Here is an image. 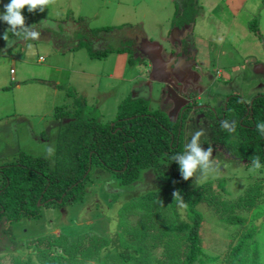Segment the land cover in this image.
Segmentation results:
<instances>
[{
    "label": "rangeland",
    "instance_id": "obj_1",
    "mask_svg": "<svg viewBox=\"0 0 264 264\" xmlns=\"http://www.w3.org/2000/svg\"><path fill=\"white\" fill-rule=\"evenodd\" d=\"M184 1L48 0L43 11L37 9L29 12L25 6L22 14L26 29H18L17 33H13L6 22H0V80L13 76L10 69L15 72V77L23 79L20 87H16L17 81L0 83V185L3 181L2 173L9 171L12 164L26 166L31 161L33 165L55 156L57 145L62 143L63 129L70 122L67 118H57V111H73L79 104H83L84 109L98 116L97 121L113 125L117 112L125 108L124 103L135 105L137 98L134 94L138 91L142 95L139 89L145 84L142 78L132 76L141 74L144 68L141 63H136L134 57V64L126 63L120 73L122 79L116 78L118 60L124 54L128 62L130 51L134 52L133 55L137 53V49L133 48L134 38L146 36L149 40L162 42L159 33L173 35L177 32L174 27L184 19L182 10L193 15V21L197 20L192 35L194 44H198L202 53L204 67L211 64L231 72L224 76L225 79L231 78L230 81L222 77L212 82L202 80L204 87L209 86L207 92L210 88L211 93L224 95L225 98L239 93L249 100L257 92L264 93V70L256 75L255 66H252L256 61L264 63V1ZM3 3H7V0H3ZM3 3H0V10H3ZM235 5L243 7L237 11ZM42 29L48 30L42 34ZM29 31L38 32V37L31 38ZM58 46L63 52L57 51ZM136 46H140L139 40ZM220 51L226 54H220ZM89 52L99 55L106 52V56L97 57ZM11 56L16 57L14 62ZM23 59H29L30 62L22 63ZM52 61L66 68V71L58 73L46 67ZM24 65L32 71H23ZM65 74L68 78L62 80L59 89H54V79ZM131 79L133 81H129ZM257 82L259 85H254ZM158 85V82L152 80L153 90ZM153 90L147 93V97L142 95L140 103L149 104L150 111H156V120L165 123L161 120L164 114L161 110L162 102H158ZM204 99L206 101L208 96L204 95ZM216 107L220 108L218 102ZM194 115L185 122L188 125L183 130L184 141L187 145L200 132L198 146L208 150L203 144L210 136L212 122ZM164 116L171 120L169 113ZM225 154L211 152L209 160L213 170L205 174L198 167L193 175L196 186L206 180L213 181L215 185L216 180L223 176L228 179L225 192L218 189L203 192L205 201L215 203L220 208L215 210L203 203L199 210L204 241H209V244L215 242L217 245L215 251L208 252L218 257L217 264L222 263L226 257L227 244H235L237 235L243 231L240 227L239 232H234L230 223L218 218L222 212L221 200L233 202L240 194L243 196L250 192V187L255 183L259 184L260 192L264 193V169L252 171L253 167L247 168L243 162L234 161ZM140 176L134 184L124 186L112 171L102 166L93 167L85 181L80 201L66 204L65 207L54 204L46 207L37 203L42 212L39 218L22 216L20 220L11 223L6 232L4 229L8 223L2 219L0 264H31L38 257L46 260V252L56 247L62 253L63 264H74L75 260H69L68 252L61 248L57 240L62 239L64 243L79 234H94L85 238L83 245H86L90 240L97 239L96 232L108 238V234H113L117 228L133 227L134 217L140 218V212L146 208L148 200L145 196L157 188L150 182L153 181L150 171ZM259 201L264 202L263 195ZM140 202L143 203L139 207ZM252 208L246 203L243 206L237 204L234 212L248 218ZM179 214L181 219H186L182 206H179ZM263 221L264 214L255 223L259 226ZM230 233L236 234V237L227 238ZM76 256L81 257L79 253ZM92 263L94 261L91 258L85 260V264Z\"/></svg>",
    "mask_w": 264,
    "mask_h": 264
},
{
    "label": "trees",
    "instance_id": "obj_2",
    "mask_svg": "<svg viewBox=\"0 0 264 264\" xmlns=\"http://www.w3.org/2000/svg\"><path fill=\"white\" fill-rule=\"evenodd\" d=\"M182 12L189 19L192 17ZM89 53L97 57L106 55V52L100 55ZM128 61L132 63L131 58ZM124 105L125 108L117 112L113 125L97 121L98 116L92 115L82 104L69 113L56 112L57 118H69L70 122L63 129L62 143L57 145L55 156L33 165L31 161L26 166L14 163L9 171L2 173L0 221L5 219L8 223L4 231H8L10 224L22 216L39 218L42 212L38 202L46 207L53 204L65 207L80 201L93 167L102 166L112 171L124 186L134 184L141 178V173L150 171L153 178L150 182L157 188L145 196L148 200L146 208L140 212V218L134 217V226L117 228L113 234H108V238L96 232L97 239L86 245H83L85 238L94 234H79L64 243L61 238H66L60 237L61 240L57 241L68 252L69 260H75L74 264H85L87 258L94 261L92 264H217L218 257L208 253L215 251L217 245L204 241L199 210L203 203L215 210L220 208L205 201L203 192L207 189L224 191L228 179L223 176L216 180L215 185L213 181L206 180L197 186L193 176L184 180L178 162L171 161L172 155L184 152L180 143L175 144L178 128L173 131L174 141L170 142L171 133L165 130L163 133L160 126H153L152 118L139 116L147 112L141 107L145 104L136 101L135 105ZM124 117L125 121H120ZM233 121L236 122L234 132L222 127L223 122L231 126ZM258 123H264V94L257 92L250 100L233 95L219 118L210 124L206 144L209 141L213 147H220L223 150L221 155L224 152L228 158L243 162L247 168L253 167L252 161L256 157L264 165V135L258 131ZM178 138L181 140L182 134ZM144 177L148 179L145 173ZM250 188V192L246 191L243 196L240 194L233 202L221 200L222 212L218 218L230 223L234 232H239L240 227L243 231L237 235L235 244H227L226 257L220 264H264V221L259 226L255 223L264 214V202H258L264 193L260 192L258 183ZM58 200L61 201L58 203ZM243 203L253 207L248 218L234 212L236 205L243 206ZM179 206L184 208L186 219H181ZM153 217L156 218L150 221ZM226 237L232 239L236 234L230 233ZM76 253L81 257L78 258ZM45 256L46 260L38 257L31 264L64 262L57 247L47 251Z\"/></svg>",
    "mask_w": 264,
    "mask_h": 264
},
{
    "label": "flooded vegetation",
    "instance_id": "obj_3",
    "mask_svg": "<svg viewBox=\"0 0 264 264\" xmlns=\"http://www.w3.org/2000/svg\"><path fill=\"white\" fill-rule=\"evenodd\" d=\"M192 17L189 19L187 16H184V19L180 22L181 24L176 23L175 28H180V31L174 32L173 35H170V33L167 35L159 33L162 35V42H159L162 46L161 53L166 60L167 69L163 74L165 82H158L159 85L154 88V90L152 88V83L150 84L146 81L147 78H149L150 73L152 72L153 63L151 61H147L145 59L146 55L143 54L139 47L136 46L138 40L142 38H134L135 45L133 48L134 50L137 49V53L133 55L134 52L130 51L131 59L135 57L137 61L136 63H141L144 70H146V73H144V79H142L145 85L142 87V89L139 90L141 91L142 95H145L146 97L147 93L152 92L153 90V93L156 94V98L158 97V102H162L163 107L161 108V110L164 114L163 116H161V120L165 121V123H161L156 120V111L151 112L149 104L140 103L145 104L141 105V107L145 108L147 112L145 111L144 113H140L139 116L145 115L148 118H152L153 126H160L161 130H165L167 133H171L170 142H172L174 138L173 131H176V127L178 129L180 128L179 131L177 129L175 133L176 137L174 140L176 145L180 143L184 149L186 141H184L183 130L186 125H188H185L187 118L190 119L194 114H197L194 116L201 118L202 120H209L213 123L217 118H219V114H222L223 110L226 108V102H228L229 98L231 97L227 96L225 98L224 95L220 96L215 92L211 93L210 88H208V93L207 87L209 86L207 85V87H204L202 85V80H204L205 82H212L215 81V79L217 80V78L222 77L224 80L230 81L231 78L225 79L224 70L211 66V64L204 67V63L201 60L202 53L200 52L198 44H194L195 39L193 38L192 34L196 29L197 20L195 19L193 21ZM130 50L132 49L130 48ZM123 52L125 53V51ZM224 54L226 53L224 52ZM208 59L210 60V57H208ZM129 64L133 65L134 62H129ZM263 64L264 63L262 61H256L252 64V66H255L254 74L257 75L263 73ZM133 77L135 76H132V78ZM147 83L150 84V88L146 86ZM254 85L258 86L259 83L257 82ZM136 93L138 94V91ZM259 94L263 95L264 93ZM142 95L141 98L136 99V101L140 102L142 99ZM204 95L208 96V99L206 101L204 99ZM234 95H239V93H236ZM217 102L220 104L219 109H217L216 107ZM165 113L167 115L169 113L172 121H169L165 118ZM125 119V117L121 118L120 121H125ZM170 128L174 129L171 130ZM179 134H182L181 140H179L178 138ZM203 146L206 147V149H211V152L215 151L220 155L222 154L221 152L223 150L220 147H213V144L209 141L207 142V144L205 142Z\"/></svg>",
    "mask_w": 264,
    "mask_h": 264
},
{
    "label": "clouds",
    "instance_id": "obj_4",
    "mask_svg": "<svg viewBox=\"0 0 264 264\" xmlns=\"http://www.w3.org/2000/svg\"><path fill=\"white\" fill-rule=\"evenodd\" d=\"M0 3H3V0H0ZM47 3L48 0H7V3H3V10H0V22H6L9 25V27L12 29L13 33H17L18 29L27 28V26H25V17L22 14V10L25 8V6H27V10L29 12L35 11L37 9L43 11ZM174 29H176L177 32H179L180 30V28L178 27L177 28L174 27ZM28 35L31 38L35 39L38 37L39 33L36 31H29ZM3 38L7 39L6 36H3ZM151 41H155V40H151ZM145 59L148 61L147 58ZM11 72L13 71L11 70L10 73ZM144 73H146V70H143V72L141 73L143 74V77H141L142 79H144V75H145ZM129 81H133V80L131 79ZM150 84L147 83L146 86L150 88ZM136 94H134V97H136L137 99L141 98L139 95L136 96ZM235 123L236 122L233 121L232 125L230 126L227 122H223L222 127L227 129L229 132H234ZM256 127L260 132V134L264 135V123H258ZM200 135L201 133L197 132L191 138L190 143H188L185 146V149H190L189 151H184L183 153H176L171 156V161L178 162L180 174L184 180H188L190 177H192L194 173H196L198 167L200 171L205 174L213 170L211 161L209 160V157L211 155V149L202 150L198 146V140ZM252 165H253L252 171H256L264 167V165L261 164L259 157H256L252 161Z\"/></svg>",
    "mask_w": 264,
    "mask_h": 264
},
{
    "label": "crops",
    "instance_id": "obj_5",
    "mask_svg": "<svg viewBox=\"0 0 264 264\" xmlns=\"http://www.w3.org/2000/svg\"><path fill=\"white\" fill-rule=\"evenodd\" d=\"M244 1H248V0H244ZM257 1H264V0H257ZM242 7L243 6H241V5H235V9H237V11L239 10H241L242 9ZM48 29H42V30H40V32L42 33V34H45V32L47 31ZM180 31V30H179ZM149 40V39H148ZM151 41V40H150ZM57 42V41H56ZM157 43H159L160 44V42L159 41H156ZM57 48V51L59 52V51H62L63 52V49L60 47V46H58V47H56ZM78 48H80V47H78ZM118 52V51H117ZM121 53H123V52H121ZM224 54V52H221L220 51V54ZM11 58H12V62H14V59H16V57L15 56H11ZM39 58H41V56H39ZM128 60V59H127ZM30 62V60L29 59H23L22 60V63H25V64H28ZM127 62H126V56H124V54L122 55V58H119V60H118V63H117V67H116V71H117V75H115V77L116 78H121L122 79V77H121V75H120V73L124 70V66H125V64H126ZM46 67H49L51 70H53V71H56V72H58V73H60L61 72V70L62 71H66V68H62L59 64H56L55 62H49V63H47L46 64ZM23 71H25L26 73H30L32 70L26 65H24L23 67ZM10 71H11V69H10ZM24 72V73H25ZM229 73H231L230 71L228 72V71H224V75L225 76H228L229 75ZM14 74H15V72H11V75H13V76H10V77H8L7 79H5V80H0V83L2 82V84H5L8 80H9V82L11 83L12 81H17V83L15 84L16 85V87H20V85H21V83H22V78H17V77H15L14 76ZM68 78V76L65 74L63 77H61V76H59V77H57V78H55L54 80L56 81L55 82V86H54V89H59V87H60V84H62V80H66ZM1 79V78H0ZM14 85V86H15ZM0 88H2V87H0ZM136 94V93H135ZM138 94H136V96H137ZM139 96L141 97V94H139Z\"/></svg>",
    "mask_w": 264,
    "mask_h": 264
},
{
    "label": "water",
    "instance_id": "obj_6",
    "mask_svg": "<svg viewBox=\"0 0 264 264\" xmlns=\"http://www.w3.org/2000/svg\"><path fill=\"white\" fill-rule=\"evenodd\" d=\"M139 45V49L141 50V52L146 55L148 61H151L153 63L152 72L149 75L150 81L148 82L151 83L153 80V82L157 81L164 83L165 78L163 74L166 72L167 65L166 60L161 53V44L157 43L156 41H150L144 37L139 40ZM135 77L141 78L143 77V74H137Z\"/></svg>",
    "mask_w": 264,
    "mask_h": 264
}]
</instances>
